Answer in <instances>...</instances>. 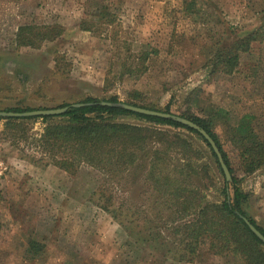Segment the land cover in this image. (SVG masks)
<instances>
[{"label":"rangeland","instance_id":"374dc122","mask_svg":"<svg viewBox=\"0 0 264 264\" xmlns=\"http://www.w3.org/2000/svg\"><path fill=\"white\" fill-rule=\"evenodd\" d=\"M19 1L0 0V33L11 38L15 32L9 41L16 45L18 28L32 25L48 30L50 38L35 36V46H15L0 55V110L49 109L114 96L175 115L188 108L202 115L198 108L209 101L229 110L233 119L261 114L258 125L264 131V43L243 54L232 74H210L205 66L218 40L260 23L264 0H201L195 14L182 10V0H23L33 10L23 7L18 16L10 4ZM136 62H142V74ZM119 120L143 124L132 116ZM5 123L2 117L0 264H239L209 253L205 243L191 260L179 262L176 224L165 221L168 211L157 207L156 214L143 187V168L121 182L105 181L85 164L70 175L52 164L51 152L39 141L40 118L16 120L18 126L11 128ZM156 126L188 139L203 154L196 163L215 170L200 138ZM216 132L241 176L236 151L221 128ZM162 163L169 172L182 160L170 155ZM241 177L246 210L264 228V166ZM186 181L196 184L193 178ZM221 181L218 176V187ZM205 193L207 201L221 199L218 189ZM105 198L110 210L121 213L120 220L129 217V231L101 208Z\"/></svg>","mask_w":264,"mask_h":264},{"label":"trees","instance_id":"16d2710c","mask_svg":"<svg viewBox=\"0 0 264 264\" xmlns=\"http://www.w3.org/2000/svg\"><path fill=\"white\" fill-rule=\"evenodd\" d=\"M201 0H182V10L191 14L198 13L197 4ZM264 4V2H263ZM259 24L245 29L241 33L229 32L230 39H220L212 47L206 62L209 73L232 74L243 54L264 43V15ZM55 34H58L55 33ZM35 36H37L35 38ZM49 39V31L35 26H20L16 34V46H35L36 41ZM142 55L141 61L146 59ZM142 62L132 63L139 74ZM125 67V65L123 64ZM132 67V66H131ZM138 74V73H137ZM102 101L117 102L116 97L107 99L84 98L75 103H63L58 107H68L58 115L28 117H7V127L15 125L16 120L40 118L44 124L39 141L52 156V164L60 170L74 175L80 165L85 164L98 170L105 181L121 182L125 177L143 168V187L150 192L151 205L168 211L166 222H174V234L180 235L182 245L177 249L179 262L191 260L201 244L207 245L209 253L228 261L237 260L239 264H264V244L251 232L244 219H247L264 236V228L249 216L246 207L248 194L240 188L242 175H249L264 166V131L258 125L256 114L246 113L236 119L229 110L209 101L200 106L202 115L186 109L179 116L189 119L204 129L217 145L222 159L231 175V181L225 180L215 153L207 141L194 129L169 118H161L134 113L123 108L101 104ZM131 105L159 109L152 105H141L133 101ZM187 103L189 101L187 100ZM34 108H5L4 111L24 112ZM168 112V110H165ZM163 111V112H165ZM123 116H132L143 121V124L120 121ZM2 119V117H0ZM185 129L200 138L208 148L213 159L216 173L221 177L218 187V176L208 163H196L202 160V152L178 133H171L161 127ZM221 128L223 139L236 151L238 169L242 175L235 173L230 158L223 148L216 128ZM172 155L182 160L172 165L168 172L162 167L164 157ZM166 162V160H165ZM134 170V171H133ZM193 178L195 185H188L187 179ZM218 189L221 199L207 201L205 191ZM102 209L111 213L112 218L126 231L129 217L120 220L116 209H109V198L104 199ZM121 208V207H120ZM159 211H156V214ZM160 217V216H159ZM127 232V231H126ZM130 235V233H128ZM147 242V239H142ZM36 249V243L31 242Z\"/></svg>","mask_w":264,"mask_h":264},{"label":"water","instance_id":"95a60500","mask_svg":"<svg viewBox=\"0 0 264 264\" xmlns=\"http://www.w3.org/2000/svg\"><path fill=\"white\" fill-rule=\"evenodd\" d=\"M101 104L111 106V107H119L123 108L125 110L138 113V114H143V115H149V116H156V117H161V118H169L171 120H174L176 122L181 123L182 125H185L191 129L196 130L210 145V148L212 151L215 153L218 163L222 169V172L224 174L225 180L230 182L231 181V175L229 173V170L227 166L225 165L221 153L213 141V139L208 135V133L199 127L197 124L194 122L190 121L189 119H186L184 117H181L179 115L171 114L169 112H163V111H157V110H151L148 108L144 107H139L135 105H131L128 103L124 102H107V101H102ZM83 105L82 103H75L72 104V106H81ZM68 107H56V108H49V109H35L31 111H24V112H13V111H3L0 110V117L7 118V117H28V116H42V115H58L66 111ZM248 228L251 230V232L264 244V236L263 234L258 231L247 219H244Z\"/></svg>","mask_w":264,"mask_h":264},{"label":"crops","instance_id":"0c3cea01","mask_svg":"<svg viewBox=\"0 0 264 264\" xmlns=\"http://www.w3.org/2000/svg\"><path fill=\"white\" fill-rule=\"evenodd\" d=\"M30 1L31 0L26 1V2H30ZM22 2H23V0H20L18 3L17 2H13V3L10 4V5H14V9L16 11L19 10L18 16L21 13V10L23 9V7H26L28 11H32L33 10V5H31V4L27 5L25 2H23V4H22ZM28 6H29V8H28ZM11 11H12V9H11ZM14 15L16 16L15 13H14ZM14 15H11V17L14 16ZM7 16H10V15H7ZM6 22H9V21L6 20ZM7 24L8 23H6V25ZM13 33H15V32L11 31V33H10L11 34V38L14 37ZM11 38H9V36L4 37V34L0 33V55L3 54L4 52L8 51L9 49H12V48H14L16 46L14 41H9V39H11ZM253 114H256L258 117L261 115V114H257V113H253Z\"/></svg>","mask_w":264,"mask_h":264},{"label":"built area","instance_id":"2783aa9c","mask_svg":"<svg viewBox=\"0 0 264 264\" xmlns=\"http://www.w3.org/2000/svg\"><path fill=\"white\" fill-rule=\"evenodd\" d=\"M0 168H1V165H0Z\"/></svg>","mask_w":264,"mask_h":264}]
</instances>
